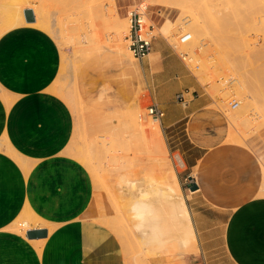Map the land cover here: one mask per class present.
I'll use <instances>...</instances> for the list:
<instances>
[{
	"label": "crops",
	"instance_id": "crops-1",
	"mask_svg": "<svg viewBox=\"0 0 264 264\" xmlns=\"http://www.w3.org/2000/svg\"><path fill=\"white\" fill-rule=\"evenodd\" d=\"M115 4L122 15L138 5L124 0ZM24 10L33 9H21L25 22ZM174 12L156 9L148 17L154 26L163 21L158 28L168 32ZM4 31L0 94H6L9 103L0 96V264H125L116 235L87 218L95 192L92 176L65 154L74 119L53 88L62 64L60 48L40 28L18 25ZM153 41L150 53L137 60L141 84L146 97L163 112L158 121L165 142L183 162L178 183L197 186L185 202L196 250L147 261L264 264V128L242 143L230 141L227 114L207 95L197 92L185 106L175 101L177 94L189 93L194 82L180 60ZM109 52L117 55L122 68L130 67L131 62ZM26 211L45 223L47 227L29 229H45V238L29 240L9 229ZM39 240L42 245L36 247L33 242Z\"/></svg>",
	"mask_w": 264,
	"mask_h": 264
},
{
	"label": "rangeland",
	"instance_id": "rangeland-1",
	"mask_svg": "<svg viewBox=\"0 0 264 264\" xmlns=\"http://www.w3.org/2000/svg\"><path fill=\"white\" fill-rule=\"evenodd\" d=\"M124 1L127 5L132 2L146 5L147 14L156 9H163L157 5H149L145 0ZM159 1H165L164 5L170 3L171 6L174 3L186 6L193 4L192 8L197 9L198 12V9L202 7L205 13L200 10L201 13L208 18L207 26L209 22L211 23L207 27L210 28L208 39L205 37L204 45L193 50L194 52L190 51V48L184 49V45L178 43L179 36L185 33L191 34V30H186L187 27L181 20H177L179 17L177 11L172 14V20L169 22L175 24L168 32H162L158 28L163 21L154 26L153 43H161L172 52L192 78L194 87L189 93H193V96L197 92L207 95L219 109L227 114L233 132L231 136L237 135L230 141L242 143L250 133L264 128V20H262L264 19L262 17L264 16V0ZM98 2H101L100 12L93 9L94 4ZM16 3L14 11L13 8L9 9L14 15L8 14L10 12L7 10L5 11L7 14L0 11L1 27L6 30L17 25H29L43 29L54 38L62 52L64 70L60 71L53 88L54 93H57L56 95L67 104L74 119L75 131L67 148L69 156L76 159V151L83 150L84 153L87 151L88 130L92 134L107 136V142L100 146L98 153L90 156L91 167H85L89 169L87 173L92 176L93 187H95L94 198L87 214L88 219H91L92 213L96 216L109 209L113 214L114 209H111L110 203L104 198H107V195L114 196L118 202L119 212L125 217L119 223L116 221L114 231L117 237L121 236V241L118 240L123 251L126 250L123 252L126 255L124 256L126 264H149L147 260L151 257L173 253L185 255L194 252L196 240L185 204L189 185H181L176 178L183 169V162L165 142L159 121L148 115L147 109L153 104L146 97L147 93L142 87L139 62L133 58L130 67L122 68L115 53L102 51L96 54L92 51V47H89L91 41L96 40L95 35H100L102 42L107 43L109 40L108 43L112 46L117 37L111 29L109 16L116 9L119 18L124 20L128 27L126 14L122 15L117 10L115 0H17ZM201 3L206 6L203 7ZM170 5L168 7H171ZM175 6L177 7L178 4L172 7L176 8ZM24 7L34 10L36 16L34 24H25L21 15V9ZM9 15L13 17L9 18ZM127 35L128 32L122 35L121 42L124 43L121 44L130 54L127 49ZM86 47L88 49L84 51ZM253 47L258 50L255 51ZM180 54H185L186 58L182 60ZM152 57L155 58L157 55ZM69 63L74 70L71 82L66 76V64ZM81 63L84 64L81 65ZM252 64L255 66H251ZM256 66L260 71L255 68ZM254 70H257V73L253 72ZM244 79L252 81H250L249 90L255 98H252L250 103H246L248 106L243 105L245 98L234 93V86L242 89ZM67 84L74 86L73 88L69 86L68 90L70 92L76 90L74 91L76 96L73 93L72 97H65ZM232 100L239 102L235 110L229 107ZM131 112H138L144 127L156 124L159 131H155L153 137L142 136L143 133L138 127L135 128L133 124L126 122L125 114ZM93 114L99 115V119L103 120L98 127L101 130L90 129L92 126H90L89 116ZM154 120H157L156 123ZM102 123L105 125L103 126ZM150 138L153 141L151 143ZM111 169L117 171L111 172ZM166 186L169 187L166 189ZM171 190L172 194L169 193ZM177 191L181 193L182 202L185 205L183 209L186 213L181 210L179 203L182 204V202ZM105 208V211L100 210ZM123 210L125 212H122ZM126 211L129 213L126 214ZM178 211L181 214L184 213L186 218ZM171 217L177 218V223L173 224V227L167 225ZM91 220L100 223L96 219Z\"/></svg>",
	"mask_w": 264,
	"mask_h": 264
},
{
	"label": "bare ground",
	"instance_id": "bare-ground-1",
	"mask_svg": "<svg viewBox=\"0 0 264 264\" xmlns=\"http://www.w3.org/2000/svg\"><path fill=\"white\" fill-rule=\"evenodd\" d=\"M16 1L17 0H3V2L2 3H0V11L1 12H3V13H6L5 11L7 10V11H9L10 12V10H11V8H13V11H14V7L17 5V3H16ZM193 1V0H192ZM190 2V1H188V2H190V3H193V2ZM145 2H147L149 5H157V6H160V7H163V8H167V9H170V10H174V11H177L178 13H179V17H178V19L177 20H181V22L184 24V26L185 27H187L186 28V30H191V38H190V40L187 42V43H185V44H183L184 46H183V48L185 49V48H190L189 50L190 51H192V52H194L193 50H195V49H198V47H200V46H203L204 45V38L206 37V39H208V29H210V28H207L211 23L209 22L208 24V26H207V22H206V20L208 21V18H205V15L204 14H202L201 13V11L200 10H202L203 11V8L201 7V9H198L199 10V12L197 11V9L196 10H194L193 8H192V6H193V4H192V6L191 5H189V6H186V5H179V3H177L178 4V6L176 7V8H173L172 6H174V5H177V4H172V6L170 5V3H168L171 7H168L169 5H164V3H165V1L164 2H162V1H159V0H145ZM145 2H143L144 3V5H145ZM162 2V3H161ZM179 2V1H178ZM187 2V1H186ZM196 2V1H195ZM194 2V3H195ZM235 2V1H234ZM233 2V5L235 4ZM248 3V2H247ZM101 4V2H98V3H95L94 4V10L95 11H99V9H100V7H99V5ZM202 4V3H201ZM188 5V4H187ZM143 6V5H142ZM146 6V5H145ZM144 6V7H145ZM202 6H203V4H202ZM204 6H206V4L204 5ZM203 6V7H204ZM190 7H191V9H190ZM194 7V6H193ZM199 7V6H198ZM197 7V8H198ZM189 8V9H188ZM205 8H207V7H205ZM10 9V10H9ZM16 10V9H15ZM33 11V10H32ZM208 11V10H207ZM206 11V12H207ZM100 12V11H99ZM204 13H205V11H203ZM3 13H2V15H3ZM12 12H10V13H8V14H11ZM33 13H34V11H33ZM102 13V12H101ZM7 14V13H6ZM207 14H208V12H207ZM11 15H14V13L13 14H11ZM17 15V14H16ZM1 16V15H0ZM10 16V15H9ZM208 16V15H207ZM7 17H8V15H7ZM11 17H13V16H10L9 18H11ZM34 17H35V14H34ZM262 17H264V16H262ZM109 18H110V24H111V29H112V31H113V34H115V36L117 37V40H116V42L114 43V44H112V46L110 45V43H108L109 42V40H108V44L107 43H105V42H102V37H100V35H95L94 37H96V40L94 39L93 41H91V43H90V45H89V47L91 46L92 47V51L95 53L96 52V54L97 53H100V52H104V51H112V52H116V53H118L123 59H125L126 61H128V62H132L133 61V57L124 49V47H123V45L121 44V43H124V42H121V39H122V35L123 34H126L127 32H128V27H127V25H126V23L124 22V20H121L120 18H119V16H118V14H117V11H116V9L111 13V15L109 16ZM0 20H1V17H0ZM262 20H264L263 18H262ZM210 21V20H209ZM35 22H36V17H35ZM34 22V23H35ZM263 22V21H262ZM128 23V22H127ZM175 24V23H174ZM14 25V24H13ZM18 26V25H17ZM263 26H264V24H263ZM5 28V27H4ZM262 29V28H261ZM263 29H264V27H263ZM260 30V29H259ZM4 31V29H3V27H1V29H0V32H3ZM6 31V30H5ZM4 31V32H5ZM261 31V30H260ZM262 32H263V30H262ZM101 34V33H100ZM209 34H210V32H209ZM264 35V34H263ZM211 37V36H210ZM99 38H101V39H99ZM264 41V40H263ZM238 46V45H237ZM248 47H250V45L248 46ZM246 48V47H245ZM263 48V47H262ZM88 48L86 47V48H84V51H86ZM253 49L256 51V50H258V48H256V47H253ZM260 49V48H259ZM188 50V49H187ZM247 50V49H246ZM251 50V49H250ZM189 51V52H190ZM254 51V52H255ZM89 52V51H88ZM187 52V51H186ZM191 53V52H190ZM243 53V52H242ZM242 53H241V55H242ZM247 54V53H246ZM251 54H252V51H251ZM263 54V53H262ZM250 55V54H249ZM64 56V55H63ZM132 57V58H131ZM242 57V56H241ZM245 57V56H244ZM249 57V56H248ZM254 58V57H253ZM132 59V60H131ZM243 59V58H242ZM251 59V58H250ZM68 60V59H67ZM72 60V59H71ZM75 60V59H74ZM246 60V59H245ZM249 60V59H248ZM66 61V60H65ZM70 61V60H69ZM86 61V60H85ZM254 61V60H253ZM84 62V61H83ZM242 62H243V60H242ZM264 62V61H263ZM254 63V62H253ZM65 64V63H64ZM64 64H62L61 65V69H60V71H63L64 70V67H63V65ZM84 64V63H83ZM82 63H81V65H83ZM243 64V63H242ZM248 64V63H247ZM67 65V72H66V76L69 78V81L71 82V78L73 77L72 76V72L74 71L73 70V67H72V64L71 63H69V64H66ZM254 64H252L251 66H253ZM78 66H80V64L78 65ZM255 66V65H254ZM253 66V67H254ZM258 66H256L255 68L258 70V68H257ZM77 68H81V67H77ZM254 68V69H255ZM260 69V68H259ZM79 70V69H78ZM257 70H254L253 72H256ZM252 71V70H251ZM258 71H260V70H258ZM79 72V71H78ZM61 73V72H60ZM257 73V72H256ZM61 75V74H60ZM243 75V74H242ZM247 75H249V73H248V71H247ZM242 77V76H241ZM247 78H248V76H246ZM242 78H244V75H243V77ZM74 79V78H73ZM245 80V79H244ZM243 80V81H244ZM241 82H242V80H240ZM246 81H247V84H246ZM251 80H245V82H242L244 85L243 86H241L242 87V89L239 87L238 88V86H234L235 87V89H234V93L238 96V95H240L241 96V98H245V104H243V102H242V104L243 105H246V106H248L246 103H250V100H252V98H254L253 97V95L251 94L252 92L249 90V86H250V83L252 82H250ZM75 83V82H74ZM242 83H241V85H242ZM71 84V83H70ZM70 84H67V89L65 90V93H64V95H65V97L66 98H70V97H72V94L74 93V91H76V90H71L72 92H70L69 90H68V88H69V86L70 87H74V86H72V85H74L73 84V82H72V85H70ZM246 84V85H245ZM252 86V85H251ZM71 88V89H72ZM76 88V87H75ZM74 88V89H75ZM52 89V88H51ZM4 91H5V89H3ZM243 92H242V91ZM57 91V90H56ZM7 91H5V93H6ZM55 92V91H54ZM52 93H53V91H52ZM57 94V93H56ZM75 94V96H76V93H74ZM6 94H0V96H2L3 98V100H4V102L8 105V103H9V99L5 96ZM17 96V95H16ZM10 97H12L11 95H10ZM255 99V98H254ZM10 100H12V101H14L13 99H10ZM252 103V102H251ZM137 104V103H136ZM245 108V107H244ZM139 117H140V115L138 116V112H131V113H129V114H125V118H126V122H129V123H131V124H133L134 126H135V128H139L140 130V132H142L141 134H142V136H146V137H148V136H150V137H153L154 136V132L155 131H159L158 130V128H157V125L156 124H153V125H149V127H144L143 126V122H142V120L141 119H139ZM89 118H90V126H92V127H90V129H92L93 128V130L95 129L96 130V128H98V127H100L99 125H100V123L101 122H103V120H101V119H99L100 117H99V115H95V114H93L92 116L90 115L89 116ZM156 121L157 120H154V122L156 123ZM263 123H264V120H263ZM103 124V126L105 125L104 123H102ZM102 126V125H101ZM102 126V127H103ZM262 127H263V124L261 125ZM76 127V126H75ZM77 128V127H76ZM98 129H100V128H98ZM101 130V129H100ZM75 131V130H74ZM86 131V130H85ZM87 132V131H86ZM88 132L89 133H87L88 134V137H87V139H86V147H87V151L84 153V151L82 150H79V151H76L75 153H76V159H77V161H79V162H81L83 165H85V167H87V168H90L91 167V165H90V156L91 155H94L95 153H98V150L100 149V146H102L105 142H107V136H105V135H97V134H92V133H90V130H88ZM92 132V131H91ZM98 132V131H97ZM99 133V132H98ZM101 133V132H100ZM232 134H233V132H232ZM235 137H237V135L235 134V136L234 137H230V139L231 138H235ZM149 138V137H148ZM240 138V137H239ZM149 140V139H148ZM152 139L150 138V143L151 142H153V141H151ZM74 142V141H73ZM2 144V143H1ZM0 144V145H1ZM9 153L15 158V159H17V161L23 166V167H25V168H27V164L25 163V160L23 159V158H21L17 153H15L12 149L10 150L9 149ZM65 154L66 155H69V153L67 152V149H66V151H65ZM116 160V159H115ZM114 160V161H115ZM121 160V159H120ZM118 161H119V159H118ZM117 161V162H118ZM112 162V161H111ZM116 162V163H117ZM114 163V162H113ZM115 165V164H114ZM110 166V165H109ZM117 166V165H116ZM102 168H103V166H102ZM101 168V169H102ZM106 169V168H105ZM108 169V168H107ZM89 170V169H88ZM104 170V169H103ZM113 170H115L114 168H113ZM100 171H102V170H100ZM105 171V170H104ZM111 172H116V171H112V169L110 170ZM108 172V171H107ZM105 173V172H104ZM103 173V174H104ZM109 173V172H108ZM173 173V172H172ZM106 175H107V173H105ZM105 175V176H106ZM115 175V174H114ZM113 175V176H114ZM109 176H111V175H109ZM174 176V175H173ZM171 177V176H170ZM172 178V177H171ZM106 179V178H105ZM173 179V178H172ZM99 180V179H98ZM170 181H171V179H169ZM108 181H109V179H108ZM171 184V183H170ZM165 185H167V183L165 184ZM177 185V184H176ZM169 186H166L165 188L167 189ZM170 187H172V184L170 185ZM166 189L164 190V191H166ZM179 189V188H178ZM171 192H173L172 190L169 192V193H171ZM177 193H179L180 194V201L182 202V196H181V193H180V191H177ZM168 194V193H167ZM172 194V193H171ZM169 195V194H168ZM176 195V194H175ZM177 196V195H176ZM106 197V196H105ZM105 200H107L109 203H110V205H111V209H114V213L112 214L109 210H106V208L105 209H100V210H106L105 212H102L101 214H99V215H96V216H94L93 215V213H92V215L90 216L91 217V219H96V220H98L102 225H104L105 227H107L110 231H112L114 234L116 233L115 231H114V227H115V225L117 224V222L119 223V221L120 220H122V219H124L125 217H123L121 214V212H119V210H118V205H117V203L118 202H116V199L114 198V196H112V195H107V198H104ZM102 205V204H101ZM179 205H181V210H183L182 212H185L186 213V210L185 209H183L184 208V206L185 205H183V202H182V204L181 203H179ZM105 207V206H104ZM123 207V206H122ZM138 207V206H137ZM180 207V206H179ZM132 208H134V207H132ZM124 209H126V208H124ZM93 210H95V209H93ZM99 210V211H100ZM127 210V209H126ZM180 210V211H181ZM92 211V210H91ZM99 211H97V213L99 212ZM130 211V210H129ZM129 211L126 213V214H128L129 213ZM132 211V210H131ZM180 211H178V213H180ZM96 212V211H95ZM122 212H125V210H123ZM91 213V212H90ZM178 213H177V215H178ZM181 214V213H180ZM180 214L178 215V216H180ZM125 215V214H124ZM182 216L184 215V213L183 214H181ZM126 216V215H125ZM182 216H181V218H182ZM185 216V215H184ZM177 217V216H176ZM87 218H89V216L87 215ZM178 218V217H177ZM177 218H175V217H171L170 219H169V221H168V223H167V225L168 226H170V227H173L172 225L173 224H175V223H177L176 222V219ZM184 218V217H183ZM185 218H186V216H185ZM189 218V217H188ZM179 219V218H178ZM117 221V222H116ZM178 221V220H177ZM116 223V224H115ZM43 225H45V223L44 222H41L36 216H34L33 214H31L29 211L27 212H24L18 219H17V221L15 222V223H13V225H11L10 226V230L11 231H13V232H16V233H18V234H21V235H23L24 236V232L25 231H27V230H29V229H34V228H43V227H47V226H43ZM19 227H21L22 229H20ZM8 229V230H9ZM9 230V231H10ZM49 230H51V228H49ZM125 234V233H124ZM116 235V237H117V234H115ZM128 235V234H127ZM120 241H121V236L120 237H117ZM126 238V237H125ZM35 245H36V247H39L40 245H42L41 243H42V240H39V241H35V242H33ZM43 243H44V241H43ZM124 243H125V241H124ZM123 243V244H124ZM129 244V243H128ZM125 252H126V250H124ZM123 251V252H124ZM125 254H127V253H125ZM124 256H126V255H124ZM131 257V256H130ZM126 258V257H125ZM128 260H131V259H128ZM135 261V260H134ZM126 264V263H125Z\"/></svg>",
	"mask_w": 264,
	"mask_h": 264
},
{
	"label": "built area",
	"instance_id": "built-area-1",
	"mask_svg": "<svg viewBox=\"0 0 264 264\" xmlns=\"http://www.w3.org/2000/svg\"><path fill=\"white\" fill-rule=\"evenodd\" d=\"M126 19L128 21V35L126 36L127 49L131 56L140 60L147 56L152 48V41L154 39L153 30L154 24L150 21L146 6L142 4L131 7L126 12ZM191 38L189 33H185L178 38V43L183 45ZM182 60L186 58L185 54H180ZM193 93L183 92L176 95L175 99L182 106H185L192 98ZM239 106V102L232 100L229 103L231 110H235ZM148 115L152 118L159 119L163 117V112L154 105L147 109ZM28 231V230H27ZM24 234H26V232Z\"/></svg>",
	"mask_w": 264,
	"mask_h": 264
},
{
	"label": "water",
	"instance_id": "water-1",
	"mask_svg": "<svg viewBox=\"0 0 264 264\" xmlns=\"http://www.w3.org/2000/svg\"><path fill=\"white\" fill-rule=\"evenodd\" d=\"M24 19L26 23H33L35 21L33 11L32 10H24L23 11ZM197 189V186L195 184L191 185L189 187V191L193 192ZM26 238L29 240L32 239H41L46 237V230H29L25 234Z\"/></svg>",
	"mask_w": 264,
	"mask_h": 264
}]
</instances>
